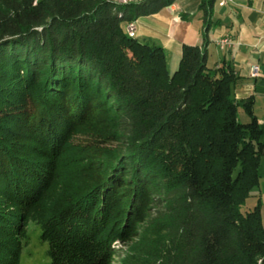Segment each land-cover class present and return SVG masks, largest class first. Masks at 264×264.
<instances>
[{
    "label": "trees",
    "instance_id": "trees-1",
    "mask_svg": "<svg viewBox=\"0 0 264 264\" xmlns=\"http://www.w3.org/2000/svg\"><path fill=\"white\" fill-rule=\"evenodd\" d=\"M175 1L0 0V264H20L29 222L48 264H110L144 216L154 263L264 264L260 200L240 211L264 158L254 96L233 98L234 69L205 48L183 45L170 73L124 30ZM216 3L200 1L203 28ZM97 113L115 143L104 180L68 146Z\"/></svg>",
    "mask_w": 264,
    "mask_h": 264
},
{
    "label": "crops",
    "instance_id": "crops-1",
    "mask_svg": "<svg viewBox=\"0 0 264 264\" xmlns=\"http://www.w3.org/2000/svg\"><path fill=\"white\" fill-rule=\"evenodd\" d=\"M201 0H177L157 13L135 20L137 39H147L160 45L167 64L175 67L183 45L205 48L206 64L231 66L237 82L232 87L236 100L264 92V0H233L224 7H213L211 25L203 28L198 5ZM206 35V42L204 37ZM224 36L234 40L232 48L218 51L214 42ZM251 67H258V76L250 77ZM264 224V209L261 208Z\"/></svg>",
    "mask_w": 264,
    "mask_h": 264
},
{
    "label": "rangeland",
    "instance_id": "rangeland-1",
    "mask_svg": "<svg viewBox=\"0 0 264 264\" xmlns=\"http://www.w3.org/2000/svg\"><path fill=\"white\" fill-rule=\"evenodd\" d=\"M130 1L132 2L133 0ZM128 24H133L135 30V21L129 22ZM124 30L126 32L127 25H125ZM135 37L136 36L129 38ZM175 68L176 67L175 65H173V63H168V70L170 73H172ZM253 112L255 117L257 118L259 126L264 130V92L261 90L255 91L254 93ZM104 117L106 116L102 113H97L96 115L92 116V118L88 120V122L92 123L78 129L76 134H74L68 141V146L71 152H76L80 148L84 150L77 157H80V159L75 168V172H78L79 175L81 174L80 171L84 169L83 171L88 175L101 172V174L103 175V180L107 176V173H102V169L103 167L107 166V158H110L109 155L115 148V143L112 144V142H106V139L108 140V133L107 127L104 125V123H95L97 121H101V119H107ZM237 118L241 124H246L247 122H249L248 116L240 107L237 110ZM105 121V123L107 124V120ZM259 174V186L251 190L249 197L241 207L240 211L243 214L251 211L255 207L258 200H260L261 208L263 207L264 209V158L261 161ZM122 190L125 191L124 189ZM147 207H150V205H145L143 208L148 209ZM122 209L127 208L122 207ZM145 217L146 216H144V218H141L142 222H139L136 229L133 230V234L129 237V239H127L124 246H122L119 242L114 243L113 249L117 252L118 255L116 258L112 259L110 264H157V262H153V260L156 258V256H154L156 247L153 245V243H151L152 241H156L154 240L155 233L152 228L153 226L149 225V221ZM39 235L40 231L38 230V228L33 223L29 222L27 225L28 241L22 248L20 264L49 263L46 257L47 246L46 244H42L40 242ZM150 243L151 245L148 247Z\"/></svg>",
    "mask_w": 264,
    "mask_h": 264
},
{
    "label": "built area",
    "instance_id": "built-area-1",
    "mask_svg": "<svg viewBox=\"0 0 264 264\" xmlns=\"http://www.w3.org/2000/svg\"><path fill=\"white\" fill-rule=\"evenodd\" d=\"M117 2L121 4H129L126 1L123 0H117ZM233 2V0H217V4L220 7L228 6ZM127 27L134 31L133 24L127 25ZM234 45V40L229 36H224L215 41V47L216 48H222L224 51L232 48ZM258 76V67H252L250 70V77L255 79Z\"/></svg>",
    "mask_w": 264,
    "mask_h": 264
},
{
    "label": "bare ground",
    "instance_id": "bare-ground-1",
    "mask_svg": "<svg viewBox=\"0 0 264 264\" xmlns=\"http://www.w3.org/2000/svg\"><path fill=\"white\" fill-rule=\"evenodd\" d=\"M111 1L114 2V3H116V4H121V3L117 2V0H111ZM123 1H126L127 3H131L130 0H123ZM123 5H125V4H123ZM128 25H129V24H128ZM126 32H127V34H128L129 37H134V36H135V30L133 31V30H131V29H129V28L127 27ZM217 49H218L219 51H224L222 48H217Z\"/></svg>",
    "mask_w": 264,
    "mask_h": 264
}]
</instances>
